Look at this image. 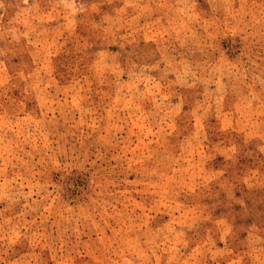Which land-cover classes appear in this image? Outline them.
Listing matches in <instances>:
<instances>
[{"label": "rangeland", "instance_id": "obj_1", "mask_svg": "<svg viewBox=\"0 0 264 264\" xmlns=\"http://www.w3.org/2000/svg\"><path fill=\"white\" fill-rule=\"evenodd\" d=\"M0 264H264V0H0Z\"/></svg>", "mask_w": 264, "mask_h": 264}]
</instances>
